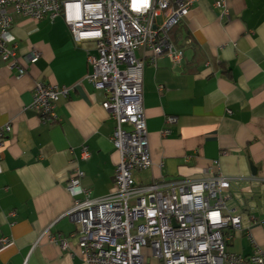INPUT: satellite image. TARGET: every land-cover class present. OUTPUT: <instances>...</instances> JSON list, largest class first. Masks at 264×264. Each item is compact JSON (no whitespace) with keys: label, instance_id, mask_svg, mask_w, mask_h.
<instances>
[{"label":"crops","instance_id":"0c3cea01","mask_svg":"<svg viewBox=\"0 0 264 264\" xmlns=\"http://www.w3.org/2000/svg\"><path fill=\"white\" fill-rule=\"evenodd\" d=\"M215 2L197 0L181 23L175 45L184 50L181 66L137 54L146 64L152 167L134 179L150 186L212 173L238 184L236 212L246 230L235 237L248 241L247 257L255 248L264 252V0H228V15ZM11 16L10 46L26 75L18 78L0 61V134L12 129L0 147V264H86L80 225L66 216L84 193L74 196L67 186L81 170V190L109 198L117 193L120 161L105 95L87 83L88 58L97 52L78 47L62 17L34 21L13 10ZM37 82L68 91L56 103L54 123L31 109Z\"/></svg>","mask_w":264,"mask_h":264},{"label":"built area","instance_id":"2783aa9c","mask_svg":"<svg viewBox=\"0 0 264 264\" xmlns=\"http://www.w3.org/2000/svg\"><path fill=\"white\" fill-rule=\"evenodd\" d=\"M197 0H0V61L26 75L10 46L11 10L25 19L43 21L62 17L78 47L93 45L97 57L88 58L92 73L87 83L105 95L103 109L115 121L112 142L120 155L114 183L117 193L92 199L81 190L84 173L77 170L67 189L77 199L66 215L80 225L79 247L86 264H264V252L255 248L244 257L227 251L235 235L246 230L236 210L243 196L238 184L212 173L203 180H174L140 186L137 171L152 167L144 111V70L147 57L167 59L181 66L183 53L171 40V31L190 14ZM228 0L214 8L228 15ZM141 53L144 59H139ZM34 54L33 61L39 59ZM68 91L35 85L31 109L54 123L56 103ZM170 124L174 118L168 119ZM6 127L0 134V147ZM84 156L89 159L87 149ZM230 198V199H228ZM234 198V199H232ZM4 239L2 244H7ZM62 250H68L65 242Z\"/></svg>","mask_w":264,"mask_h":264},{"label":"rangeland","instance_id":"374dc122","mask_svg":"<svg viewBox=\"0 0 264 264\" xmlns=\"http://www.w3.org/2000/svg\"><path fill=\"white\" fill-rule=\"evenodd\" d=\"M227 251L233 254L237 255H243V253H247L249 250V243L246 240H243L236 236L233 241L228 242L227 244ZM143 254L147 258V263L149 264L150 258L152 257L151 255V250L150 249H145L143 251ZM152 264V263H151Z\"/></svg>","mask_w":264,"mask_h":264},{"label":"trees","instance_id":"16d2710c","mask_svg":"<svg viewBox=\"0 0 264 264\" xmlns=\"http://www.w3.org/2000/svg\"><path fill=\"white\" fill-rule=\"evenodd\" d=\"M180 25H181V24H180ZM180 25L177 26L176 28H174V29L171 31V33H170V35H171V40H172V42H173L174 45H176V43L179 42V38L182 37V36H181L182 29L180 28ZM176 48H177L178 50H181L182 53H183V56L185 57L183 48H178V47H176ZM183 60H184V58H183Z\"/></svg>","mask_w":264,"mask_h":264},{"label":"bare ground","instance_id":"6f19581e","mask_svg":"<svg viewBox=\"0 0 264 264\" xmlns=\"http://www.w3.org/2000/svg\"><path fill=\"white\" fill-rule=\"evenodd\" d=\"M250 256V255H249ZM248 257V256H247Z\"/></svg>","mask_w":264,"mask_h":264}]
</instances>
